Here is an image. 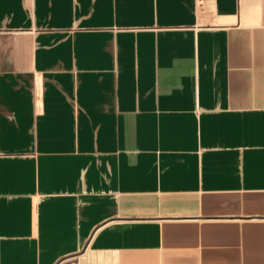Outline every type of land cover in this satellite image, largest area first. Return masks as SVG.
Returning a JSON list of instances; mask_svg holds the SVG:
<instances>
[{
	"label": "crops",
	"instance_id": "crops-1",
	"mask_svg": "<svg viewBox=\"0 0 264 264\" xmlns=\"http://www.w3.org/2000/svg\"><path fill=\"white\" fill-rule=\"evenodd\" d=\"M0 264H264V0H0Z\"/></svg>",
	"mask_w": 264,
	"mask_h": 264
}]
</instances>
